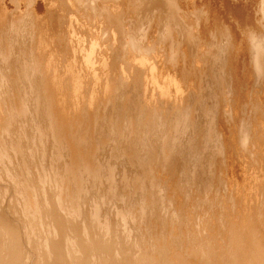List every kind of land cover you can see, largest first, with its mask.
Returning <instances> with one entry per match:
<instances>
[{"label": "bare ground", "instance_id": "obj_1", "mask_svg": "<svg viewBox=\"0 0 264 264\" xmlns=\"http://www.w3.org/2000/svg\"><path fill=\"white\" fill-rule=\"evenodd\" d=\"M0 264H264V0H0Z\"/></svg>", "mask_w": 264, "mask_h": 264}, {"label": "rangeland", "instance_id": "obj_2", "mask_svg": "<svg viewBox=\"0 0 264 264\" xmlns=\"http://www.w3.org/2000/svg\"><path fill=\"white\" fill-rule=\"evenodd\" d=\"M216 164H217V162H216ZM219 164H220V163H219ZM219 164L215 165L214 168H215V167L217 168ZM220 168H221V167H218V169H215V170L218 171V170H220ZM220 190H221V189H220ZM212 192H213V191H212ZM213 193H215V192H213ZM213 208H214V207H213Z\"/></svg>", "mask_w": 264, "mask_h": 264}]
</instances>
